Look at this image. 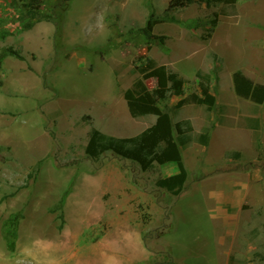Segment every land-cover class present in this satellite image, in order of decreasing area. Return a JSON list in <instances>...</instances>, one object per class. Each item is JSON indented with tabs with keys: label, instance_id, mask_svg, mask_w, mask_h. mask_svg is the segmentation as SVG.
<instances>
[{
	"label": "rangeland",
	"instance_id": "rangeland-1",
	"mask_svg": "<svg viewBox=\"0 0 264 264\" xmlns=\"http://www.w3.org/2000/svg\"><path fill=\"white\" fill-rule=\"evenodd\" d=\"M28 1L0 0V50L24 56L0 63V264H264V103L233 87L236 70L264 83V0H70L59 32L45 19L22 29ZM151 61L185 81L160 101L194 127L178 195L156 186L158 164L85 151L93 127L126 137L155 122L124 98L138 79L157 87L141 70ZM198 74L215 105L177 107ZM19 211L10 250L3 224Z\"/></svg>",
	"mask_w": 264,
	"mask_h": 264
},
{
	"label": "trees",
	"instance_id": "trees-1",
	"mask_svg": "<svg viewBox=\"0 0 264 264\" xmlns=\"http://www.w3.org/2000/svg\"><path fill=\"white\" fill-rule=\"evenodd\" d=\"M231 1L234 2V0ZM69 2L70 0H58V2L49 6L48 12H44L42 0H29L26 3V13L33 20L23 22L22 29H29L35 22L45 19L55 25L56 31H61ZM191 2L193 0H170L167 9L184 7ZM206 2L211 5L215 0H206ZM216 21L217 18L212 20L214 26ZM153 24H155V21L153 22L152 17H150L148 26L144 29L149 35H152ZM9 56L24 59V56L18 50L10 46L0 50V63ZM141 70L142 73L155 77L157 87L150 90L142 79H138L132 87L125 91L124 98L132 117L137 118L153 114L156 116L155 122L137 135L126 137L110 135L93 127L85 151L92 158L111 151L115 155L138 163L144 171L153 169L157 164L161 165L168 161H175L178 164L179 172L167 177L160 176L155 182L156 186L178 195L184 190L188 182L189 173L182 152L193 140L194 127L190 119H182L174 123L171 114L162 108L160 101L165 100L169 94L183 95L185 81L178 72L169 69L165 64L156 65L154 61L146 64ZM198 77L200 78V92H192L181 98L176 104L177 107L193 103L206 105L211 109L215 105L216 96L211 92L208 80L201 74H198ZM233 87L239 97L256 104L264 103V83L255 82L242 70L233 72ZM209 140V133L199 135L201 144L206 145ZM22 216L21 211L14 212L3 224V237L10 250L15 248L17 223Z\"/></svg>",
	"mask_w": 264,
	"mask_h": 264
},
{
	"label": "crops",
	"instance_id": "crops-1",
	"mask_svg": "<svg viewBox=\"0 0 264 264\" xmlns=\"http://www.w3.org/2000/svg\"><path fill=\"white\" fill-rule=\"evenodd\" d=\"M208 143L210 144V142H208ZM158 171H159L161 177H167V176H170V175L178 173L179 172V167H178V164L175 161H168V162H166L164 164L159 165ZM189 171L190 170H188L189 177H190L191 171L190 172ZM189 177H188V179H189ZM228 187L230 188V183H229ZM230 191L233 192V189L230 188ZM217 194H218V192H216V191H213V193H212L213 196H216ZM196 195H200V194L197 192ZM168 240H170L169 241L170 245H172V243L174 242L173 239H171L169 237ZM175 240H177V236H176ZM134 245H135V258H137L138 260H144L145 257H146V252H144V250L141 249V247H140L141 244H138V245L134 244ZM131 249H133V247ZM139 253H140V255H139ZM130 258H131V256L128 259H130Z\"/></svg>",
	"mask_w": 264,
	"mask_h": 264
}]
</instances>
